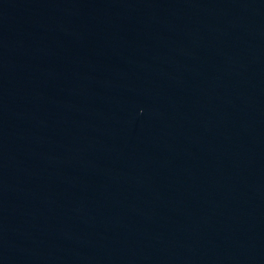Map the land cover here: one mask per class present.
Returning a JSON list of instances; mask_svg holds the SVG:
<instances>
[{
  "label": "water",
  "instance_id": "95a60500",
  "mask_svg": "<svg viewBox=\"0 0 264 264\" xmlns=\"http://www.w3.org/2000/svg\"><path fill=\"white\" fill-rule=\"evenodd\" d=\"M0 264H264V0H0Z\"/></svg>",
  "mask_w": 264,
  "mask_h": 264
}]
</instances>
